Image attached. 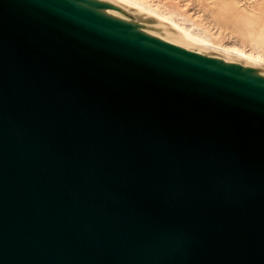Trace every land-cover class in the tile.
<instances>
[{
  "label": "water",
  "instance_id": "95a60500",
  "mask_svg": "<svg viewBox=\"0 0 264 264\" xmlns=\"http://www.w3.org/2000/svg\"><path fill=\"white\" fill-rule=\"evenodd\" d=\"M109 0H0V264H264V76Z\"/></svg>",
  "mask_w": 264,
  "mask_h": 264
},
{
  "label": "bare ground",
  "instance_id": "6f19581e",
  "mask_svg": "<svg viewBox=\"0 0 264 264\" xmlns=\"http://www.w3.org/2000/svg\"><path fill=\"white\" fill-rule=\"evenodd\" d=\"M109 1H111L113 4H115L121 10H123L129 16L136 19L137 22L140 21L139 22L140 24H142L148 28H151L157 32L164 34V35L167 34L169 37H171L177 41H180V42H182L188 46H191L197 50H200L204 53L210 54L212 56H215V57L220 58L222 60H225L227 62L237 64L243 68H246L248 70H251L253 72H256V73L264 76V20H263L264 18L262 19V17H263L262 13L263 12L262 13L259 12L258 15L256 14L257 15V17H256L257 21H256L254 17H252L254 19H252V18L246 19L248 16L245 17L246 15L244 13H247V15H250V12H253V10L248 12L247 10L244 11L242 9V11H244V13H242L241 10L238 8L239 4L237 2H239V1H236V0H214V2H213V0L212 1L210 0V2L206 1V4L208 5V3H209L210 6H211V2H212V5L214 7V12L216 13L214 15V17L215 16L217 17V14H218L220 16V19H222V18H223V20L225 19L226 22H223V23H224V25H227V26L229 23L230 24L233 23L231 28L226 27V29H231V31L235 30L234 32L238 33L242 42H244V40L249 41L250 49L248 50V49H244L243 44H239V42H238V44L224 43L222 40V36H221L219 31L216 33H213V34H208V32L207 33H203L201 31L195 32L194 30L189 29L190 26L186 27V26H184L185 25L184 23L180 24V22H178L179 19L177 21V18L173 17V14L170 11L164 9L160 5L161 3H159L158 0L157 1L156 0H109ZM180 1L182 3H186V2L189 3L190 2V0H180ZM259 1H261V0H259ZM197 2H199V1H197ZM200 2H201V0H200ZM255 2H256V0H255ZM263 2H264V0H263ZM204 4H205V2H204ZM243 4H244V2H243ZM250 4H253V3L251 2ZM246 5H247V3H246ZM254 5H255V3H254ZM192 6H193L192 8H194V4ZM186 7H187V5H186ZM208 7H209V5L207 6V9H208ZM195 8L197 9L199 7H195ZM240 8H242V7H240ZM215 9L217 11H215ZM238 9H239V11H238ZM193 10H192V12L194 13ZM202 10H204V9H202ZM210 10H209V12H210ZM197 11H198V9H197ZM200 12H202V11L200 10ZM197 13H199V12H197ZM228 13H230L231 15L229 16ZM203 14H202V17L204 16ZM213 14L214 13H212V15ZM259 21H262L263 23H261V24H263V25L258 29L256 27L258 25L255 26V23L256 22L260 23ZM218 23H219V21H218ZM235 24H238V25L235 26ZM214 25H215V23H214ZM216 25H215V29L217 31L218 28H216ZM256 29L258 30V32H257L258 34L254 37V35H255L254 33H256L255 32ZM210 32H211V30H210ZM223 35H224V33H223ZM225 36H226V34H225ZM237 38L235 41H237ZM247 41H245L246 44H247ZM247 46L248 45H246V47Z\"/></svg>",
  "mask_w": 264,
  "mask_h": 264
},
{
  "label": "rangeland",
  "instance_id": "374dc122",
  "mask_svg": "<svg viewBox=\"0 0 264 264\" xmlns=\"http://www.w3.org/2000/svg\"><path fill=\"white\" fill-rule=\"evenodd\" d=\"M157 1V0H156ZM197 1H199V2H197ZM205 2V4H204V2ZM201 0V2H200V0H190V2L188 3V2H186V3H182L180 0H158V2L159 3H161L160 5L164 8V9H166V10H168V11H170L172 14H173V17H175V18H177V21H178V19H179V21L178 22H180V24H185L184 26H190L189 27V29H191V30H194L195 32H199V31H201V32H203V33H207L208 32V34H213V33H216V32H220V34H221V36H222V40H223V42L224 43H231V44H238V42H239V44H243V47H244V49H250V43H249V41H247V40H244V42H242L241 41V39H240V37H239V35H238V33H235L234 31H231V29H226V27L228 28H231L232 27V25H233V23H229L228 24V26L227 25H224V23L223 22H226L225 21V19L223 20V18L222 19H220V16L217 14V17L215 16L214 17V15L216 14L215 12H214V7H213V5H212V2H211V6H210V4L208 3V5H209V7H208V9L210 10V12H209V10L207 9V4H206V1L207 2H210V0ZM212 1V0H211ZM236 1H239V2H237L239 5H238V8L241 10V12L242 13H244V11H252L253 10V12H250V15H247V13H244L246 16L245 17H247L246 19H250V18H252V17H254L255 18V20L257 21V19H256V17H257V15H258V13L259 12H263L262 13V15H263V17H262V19L264 18V2H263V0H261V1H259V0H256V2H255V0H236ZM247 1V2H246ZM203 2V3H202ZM213 2H214V0H213ZM243 2H244V4H243ZM253 3V4H250V3ZM258 2V3H257ZM263 2V3H262ZM163 3V4H162ZM246 3H247V5H246ZM254 3H255V5H254ZM194 4V8L195 7H199V8H197L198 9V11H197V9L195 10L194 8H192L193 5ZM198 4V5H197ZM203 4V5H202ZM165 5V6H164ZM186 5H187V7H186ZM196 5V6H195ZM207 5V6H206ZM249 6V7H248ZM251 6V7H250ZM254 6V7H253ZM240 7H242V8H240ZM260 7V8H259ZM262 7V8H261ZM192 8V9H191ZM201 8V9H200ZM194 9V10H193ZM202 9H204V10H202ZM239 9H238V11H239ZM242 9L244 10V11H242ZM256 9V10H255ZM192 10L194 11V13L192 12ZM200 10L204 13H202V12H200ZM259 10V11H258ZM263 10V11H262ZM199 12V13H197V12ZM215 11H217L216 9H215ZM212 13H214L213 15H212ZM199 14V15H198ZM202 14L204 15L203 17H202ZM249 14V13H248ZM252 14V15H251ZM257 14V15H256ZM228 15L230 16L231 14L230 13H228ZM227 15V16H228ZM255 15V16H254ZM208 16V17H207ZM207 17V18H206ZM225 18V17H224ZM254 18H252V19H254ZM211 19V20H210ZM136 20V19H135ZM264 20V19H263ZM218 21H219V23H218ZM213 22V23H212ZM260 23H255V26L256 25H258V26H256L258 29L263 25V24H261V23H263L262 21H259ZM214 23H215V25H216V28H218L217 29V31H216V29H215V25H214ZM237 23V22H236ZM239 24V23H238ZM238 24H235V26H237ZM231 25V26H230ZM240 25V24H239ZM218 26V27H217ZM222 28V29H221ZM206 29V30H205ZM220 29V30H219ZM204 30V31H203ZM210 30H211V32H210ZM213 30V31H212ZM228 30V31H227ZM226 31V32H225ZM200 32V33H201ZM256 33H254L255 35H254V37L258 34L257 32H258V30L256 29V31H255ZM223 33H224V35H223ZM225 34H226V36H225ZM166 36H168L167 34H165ZM169 37V36H168ZM238 37V38H237ZM226 38V39H225ZM236 38H237V41H235L236 40ZM227 40V41H226ZM245 41H247V44L245 43ZM246 45H248L247 47H246Z\"/></svg>",
  "mask_w": 264,
  "mask_h": 264
}]
</instances>
